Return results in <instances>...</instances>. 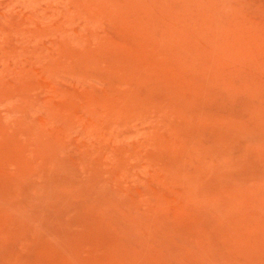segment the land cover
<instances>
[{"label": "rangeland", "instance_id": "rangeland-1", "mask_svg": "<svg viewBox=\"0 0 264 264\" xmlns=\"http://www.w3.org/2000/svg\"><path fill=\"white\" fill-rule=\"evenodd\" d=\"M0 264H264V0H0Z\"/></svg>", "mask_w": 264, "mask_h": 264}]
</instances>
